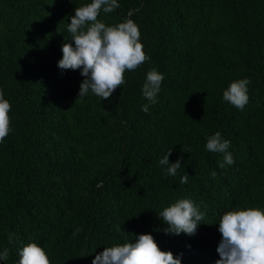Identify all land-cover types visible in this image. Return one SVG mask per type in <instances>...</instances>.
I'll return each instance as SVG.
<instances>
[{
    "label": "trees",
    "instance_id": "trees-1",
    "mask_svg": "<svg viewBox=\"0 0 264 264\" xmlns=\"http://www.w3.org/2000/svg\"><path fill=\"white\" fill-rule=\"evenodd\" d=\"M0 264H264V0H0Z\"/></svg>",
    "mask_w": 264,
    "mask_h": 264
}]
</instances>
